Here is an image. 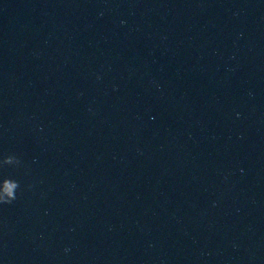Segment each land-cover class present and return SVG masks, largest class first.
I'll list each match as a JSON object with an SVG mask.
<instances>
[{
    "label": "water",
    "instance_id": "95a60500",
    "mask_svg": "<svg viewBox=\"0 0 264 264\" xmlns=\"http://www.w3.org/2000/svg\"><path fill=\"white\" fill-rule=\"evenodd\" d=\"M0 201V264H264V0H0Z\"/></svg>",
    "mask_w": 264,
    "mask_h": 264
},
{
    "label": "clouds",
    "instance_id": "9594fccd",
    "mask_svg": "<svg viewBox=\"0 0 264 264\" xmlns=\"http://www.w3.org/2000/svg\"><path fill=\"white\" fill-rule=\"evenodd\" d=\"M10 162V160H8V159H5L4 161H3V163H9ZM0 203H7V201H0Z\"/></svg>",
    "mask_w": 264,
    "mask_h": 264
}]
</instances>
